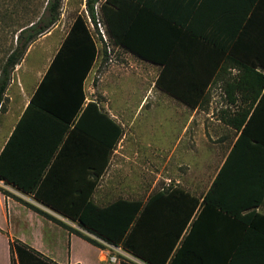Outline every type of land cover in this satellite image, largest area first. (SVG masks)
<instances>
[{"label":"trees","instance_id":"1","mask_svg":"<svg viewBox=\"0 0 264 264\" xmlns=\"http://www.w3.org/2000/svg\"><path fill=\"white\" fill-rule=\"evenodd\" d=\"M61 1L46 0L36 22L14 31L0 67V108L14 67L56 24ZM98 2H85L93 24ZM99 12L110 42L159 66L155 87L179 102L202 107L219 82L226 108L218 119L236 136L210 186L200 198L175 187L144 201L98 206L90 199L123 129L96 101H85L98 48L79 15L0 152V181L96 240L17 200L33 212L145 264H264V215L256 211L264 201V0H103ZM58 148V155L71 151L76 167L50 164ZM86 149L90 159L81 161ZM10 250L11 264H52L18 242Z\"/></svg>","mask_w":264,"mask_h":264},{"label":"rangeland","instance_id":"2","mask_svg":"<svg viewBox=\"0 0 264 264\" xmlns=\"http://www.w3.org/2000/svg\"><path fill=\"white\" fill-rule=\"evenodd\" d=\"M102 1L95 4L94 11L100 29L107 34L99 14V3ZM85 2L62 0L58 21L38 38L45 34H53L50 36L53 39L58 36L65 38L73 19L77 15L81 16L98 48L91 77L94 90L91 99L104 110H122L131 114L130 118L120 120L123 133L93 201L98 205H106L119 198L144 201L154 192L175 187L196 197L204 193L236 136L234 130L218 119L220 110L226 108L219 82H213L208 88L209 100L199 107L198 112L202 127L194 129V120L187 117L188 112L194 108L155 87L159 66L114 46L108 37L109 50L105 43H99L100 37L96 34H100V29L97 24L89 23ZM45 5L46 0H0V67L6 52L14 47L17 35L14 31L21 25L36 22ZM32 59L33 51L23 67L26 70L25 76L31 79ZM230 74L234 75L235 71ZM8 104L7 100L2 109L7 108ZM137 111L140 113L134 117ZM13 113L14 109L11 115ZM10 117L8 115L3 119L0 110V126L2 119L6 126ZM167 146L169 161L165 157ZM83 233L93 238L87 232ZM110 248V256L116 262L126 260L140 264L120 247ZM71 249L81 264H98L94 262L98 260L96 250L83 241L74 240ZM101 264L112 263L109 261Z\"/></svg>","mask_w":264,"mask_h":264},{"label":"crops","instance_id":"3","mask_svg":"<svg viewBox=\"0 0 264 264\" xmlns=\"http://www.w3.org/2000/svg\"><path fill=\"white\" fill-rule=\"evenodd\" d=\"M50 36L52 37L53 34H45L43 35V37L37 38L27 48L26 53L21 62L17 64L13 69L11 81L9 82V85L7 86L4 93V102L8 100L9 104L7 105V108H0V110L2 111L3 119L8 115L11 116L9 121L6 122V126L3 124L2 119V124L0 126V152L6 144L11 133L13 132L23 111L27 107L31 96L33 95L43 76L47 72L56 52L60 48V45L64 39V36H58L56 39H53ZM45 39L49 40L46 41ZM32 51L33 74L31 79L25 76L26 70H24L23 67L26 64L28 57L31 55ZM93 67L91 68L83 82V91L86 102L90 100L95 101L90 97L94 91L91 86V77L94 70ZM97 104L100 106L99 103ZM12 109H14L13 115H11ZM104 111L110 118L120 124L122 128L123 124L120 120H125L131 117V114H128L122 110H115L116 112H110V110L106 109ZM198 112L199 108L197 107L189 111L187 114V117L189 119L194 120V129H200V127H202V123H200L199 120L200 118ZM139 113L140 111L135 112L134 117H137ZM59 150L60 148H58L54 153L50 164H55L59 168L62 167L65 169L76 167L78 162L76 157L71 154V151L68 150L66 153H61L58 155ZM114 152L116 153L115 148L111 151L107 166L105 167V170L103 171L102 175L99 177L97 185L90 196V199L92 201L95 198V193L97 191L100 181L106 176ZM165 154L166 160L169 161L170 154L168 152V146L165 148ZM208 158L210 159V156H208ZM89 159L90 151L86 149L85 154H83V156L81 157V161H88ZM197 160L200 161V158H197ZM221 164L219 165V167L221 166ZM219 167L217 168L212 179L210 180L208 187L214 179V176L216 175ZM204 193L197 195V198H200ZM17 200H21L38 208L42 212L48 214L49 216L58 220L67 227L85 235L83 233V230L80 229L75 223L69 221L57 211H54L42 205L34 199L33 195L23 193L14 188L13 186L6 184L3 181H0V264H11L10 246L14 242H18L20 245L34 250L35 252L42 255L45 259L49 260L52 264H81V260L75 257L71 249L72 242L74 240L83 241L84 243L93 247L94 250H96L98 260H95L94 262L101 264L109 263L110 261L112 264H119V262L115 261V258L110 256L111 248L109 245L103 243L100 240H97L103 246L102 248H97L91 245L90 243L86 242L79 236L75 235L74 233L69 232L68 230L55 224L47 218L33 212L31 209L27 208ZM95 204L98 205L97 203ZM256 211L264 215V201L261 206L256 208ZM93 239L95 238L93 237ZM135 259L140 264H145L139 259Z\"/></svg>","mask_w":264,"mask_h":264},{"label":"built area","instance_id":"4","mask_svg":"<svg viewBox=\"0 0 264 264\" xmlns=\"http://www.w3.org/2000/svg\"><path fill=\"white\" fill-rule=\"evenodd\" d=\"M87 19H88V21H89V23H90V20H89V17H88V16H87ZM96 24H97V26H98L99 29H100V26H99V22H98V21H96ZM99 32H100V34H96L98 37H100V39H99V43H101V42L105 43V45H106V49L109 50L108 43H107V37H108V35L105 34V33H103L101 29H100ZM101 45H102V44H101Z\"/></svg>","mask_w":264,"mask_h":264}]
</instances>
